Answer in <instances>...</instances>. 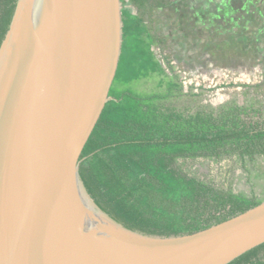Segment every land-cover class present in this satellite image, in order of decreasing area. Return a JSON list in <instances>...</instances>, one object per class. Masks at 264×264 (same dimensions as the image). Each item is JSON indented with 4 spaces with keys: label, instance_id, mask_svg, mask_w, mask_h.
<instances>
[{
    "label": "water",
    "instance_id": "1",
    "mask_svg": "<svg viewBox=\"0 0 264 264\" xmlns=\"http://www.w3.org/2000/svg\"><path fill=\"white\" fill-rule=\"evenodd\" d=\"M122 0H17L0 45V264H227L264 242V200L177 235L130 229L79 173L123 43Z\"/></svg>",
    "mask_w": 264,
    "mask_h": 264
},
{
    "label": "trees",
    "instance_id": "2",
    "mask_svg": "<svg viewBox=\"0 0 264 264\" xmlns=\"http://www.w3.org/2000/svg\"><path fill=\"white\" fill-rule=\"evenodd\" d=\"M123 7V43L110 99L88 139L80 177L95 202L126 227L153 235L194 232L226 220L264 200L230 186H219L185 171L198 156L231 160L255 168L264 157V126L244 120L245 105L235 102L188 112L180 73L154 46L144 15L167 0H129ZM17 0H0V45ZM184 99V100H183ZM182 101V103H179ZM249 181L259 176L247 168ZM256 184L253 183V185ZM227 264H264V242Z\"/></svg>",
    "mask_w": 264,
    "mask_h": 264
},
{
    "label": "rangeland",
    "instance_id": "3",
    "mask_svg": "<svg viewBox=\"0 0 264 264\" xmlns=\"http://www.w3.org/2000/svg\"><path fill=\"white\" fill-rule=\"evenodd\" d=\"M157 9L152 27L163 37L154 46L157 57L164 55L180 73L188 112L206 111L210 106L235 102L245 105L244 120L264 126V0H173ZM123 7L137 12L122 0ZM185 171L235 192L262 195L264 157L256 161L259 176L249 181L247 168L231 160L216 161L198 156L184 163ZM256 184L253 185V183Z\"/></svg>",
    "mask_w": 264,
    "mask_h": 264
},
{
    "label": "crops",
    "instance_id": "4",
    "mask_svg": "<svg viewBox=\"0 0 264 264\" xmlns=\"http://www.w3.org/2000/svg\"><path fill=\"white\" fill-rule=\"evenodd\" d=\"M129 1V0H128ZM167 1H173V0H167ZM130 2V1H129ZM131 3V2H130ZM160 8H167V7H155L154 9H153V11L152 12H150V13H146L145 15H144V17H145V19H146V21H147V23L149 24V27H150V29H151V31L152 32H156L157 33V31H155L154 29H153V27H152V23H153V21H154V13H155V11L157 10V9H160ZM131 9V8H130ZM132 10V9H131ZM134 12V11H133ZM134 13H136V12H134Z\"/></svg>",
    "mask_w": 264,
    "mask_h": 264
},
{
    "label": "flooded vegetation",
    "instance_id": "5",
    "mask_svg": "<svg viewBox=\"0 0 264 264\" xmlns=\"http://www.w3.org/2000/svg\"><path fill=\"white\" fill-rule=\"evenodd\" d=\"M131 4H133V3H131ZM174 4V1H172V4L171 5H169V6H167V7H170V6H172ZM133 5H135V4H133ZM136 6V5H135ZM157 7H161V6H157ZM128 8V7H127ZM136 8L138 9V11L136 12V13H139L140 12V9L136 6ZM141 13V12H140ZM157 34H159L160 36H161V38L163 37L159 32H157ZM163 39V38H162Z\"/></svg>",
    "mask_w": 264,
    "mask_h": 264
}]
</instances>
